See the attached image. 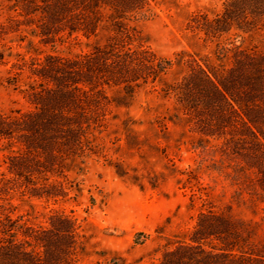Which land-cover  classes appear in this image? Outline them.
Wrapping results in <instances>:
<instances>
[{"label": "trees", "instance_id": "obj_1", "mask_svg": "<svg viewBox=\"0 0 264 264\" xmlns=\"http://www.w3.org/2000/svg\"><path fill=\"white\" fill-rule=\"evenodd\" d=\"M148 1L0 0V60L15 59L11 68L25 70L22 95L30 106L0 112V264L77 263L82 248L69 217L53 214L39 226L16 215L13 201L65 198L67 173L82 171L91 138L118 104L107 90L121 91L125 101L173 65L130 25L145 16ZM263 25L264 0H226L219 14L194 19L191 29L218 42V64L189 60L183 78L164 92L197 134L218 142L213 150L194 149L219 157L217 171L263 206L264 221V49L221 41ZM103 27L109 35L102 44L71 56L54 52L66 41H90ZM35 45L51 51L36 54ZM254 237L241 220L201 212L185 240L152 264H264V233L262 243Z\"/></svg>", "mask_w": 264, "mask_h": 264}, {"label": "rangeland", "instance_id": "obj_2", "mask_svg": "<svg viewBox=\"0 0 264 264\" xmlns=\"http://www.w3.org/2000/svg\"><path fill=\"white\" fill-rule=\"evenodd\" d=\"M225 1L149 0L145 16L130 25L147 48L173 65L160 80L136 88L125 101L121 91L107 90L118 104L110 107L104 127L91 138L93 153L84 159L82 171L67 173L65 198H14L15 214L31 216L33 224L45 226L53 214L74 222L82 248L76 264L155 263L163 251L184 241L198 214L207 211L243 221L254 231V242H263V206L217 171V166L222 168L218 156L194 149L205 145L213 150L218 142L197 134L177 111L174 96L164 92L183 78L189 60L218 64V42L190 26L201 15L219 14ZM4 18L0 13V21ZM233 34L224 35L222 43L264 49V27L250 35ZM108 35V27H103L90 41H66L54 52H84ZM34 50L51 51L38 45ZM13 52L23 50L13 47ZM14 60H0L2 113L30 109L22 95L29 79L25 70L11 68Z\"/></svg>", "mask_w": 264, "mask_h": 264}]
</instances>
